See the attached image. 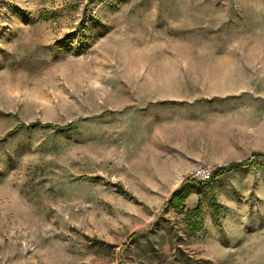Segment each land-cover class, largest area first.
Masks as SVG:
<instances>
[{
    "label": "rangeland",
    "instance_id": "374dc122",
    "mask_svg": "<svg viewBox=\"0 0 264 264\" xmlns=\"http://www.w3.org/2000/svg\"><path fill=\"white\" fill-rule=\"evenodd\" d=\"M0 264H264V0H0Z\"/></svg>",
    "mask_w": 264,
    "mask_h": 264
},
{
    "label": "trees",
    "instance_id": "16d2710c",
    "mask_svg": "<svg viewBox=\"0 0 264 264\" xmlns=\"http://www.w3.org/2000/svg\"><path fill=\"white\" fill-rule=\"evenodd\" d=\"M247 164H248V162H236V163L230 164L228 167H226V166L220 167L215 171L213 179L218 177L222 172H225V169L226 170H235V169H238L239 167H243ZM200 184H203V183H200ZM196 186H197V188L200 187V185H194L193 187H196ZM187 192H188V190L183 189L182 191L175 193L174 196L172 197V199L170 200V205H172L174 208H177L179 206L180 202L185 199ZM196 210H197V213L199 214L200 213V205L197 206Z\"/></svg>",
    "mask_w": 264,
    "mask_h": 264
},
{
    "label": "built area",
    "instance_id": "2783aa9c",
    "mask_svg": "<svg viewBox=\"0 0 264 264\" xmlns=\"http://www.w3.org/2000/svg\"><path fill=\"white\" fill-rule=\"evenodd\" d=\"M215 171L209 166H197L189 171L186 179L196 183H206L213 179Z\"/></svg>",
    "mask_w": 264,
    "mask_h": 264
}]
</instances>
